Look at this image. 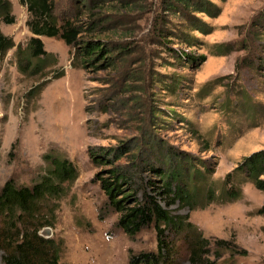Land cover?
I'll return each instance as SVG.
<instances>
[{"label":"rangeland","instance_id":"obj_1","mask_svg":"<svg viewBox=\"0 0 264 264\" xmlns=\"http://www.w3.org/2000/svg\"><path fill=\"white\" fill-rule=\"evenodd\" d=\"M78 1L55 0L59 23L70 19L79 34L75 46L42 36L53 54L44 69L22 71L16 47L0 56V190L8 179L37 182L49 152L67 157L78 177L41 204L50 222L41 231L51 229L66 264H131V255L157 251V231L124 232L99 177L123 168L125 200L135 188L155 190L157 168L181 165L198 200L170 208L210 240L206 257L264 264V190L238 177L243 159L264 150V0L216 1L218 13L191 21L165 13L160 0ZM10 2L14 22L0 18V28L25 51L29 12ZM88 41L104 54L81 55ZM231 176L240 180L236 200L221 197ZM172 238L177 264H191L185 235Z\"/></svg>","mask_w":264,"mask_h":264},{"label":"trees","instance_id":"obj_2","mask_svg":"<svg viewBox=\"0 0 264 264\" xmlns=\"http://www.w3.org/2000/svg\"><path fill=\"white\" fill-rule=\"evenodd\" d=\"M19 1L28 9L27 25L33 35L24 51L21 43L16 44L13 37L5 34L0 28V56L16 47V55L22 71L38 72L48 64V57H53V54L46 50L42 36L59 37L67 45L75 46L79 30L68 18H64L63 22L59 23L55 13V0ZM160 1L165 13H174L191 21L196 19L197 13L210 15L218 13L219 6L216 1L226 0ZM78 2L86 5L87 0ZM10 14V0H0V18L7 23H13L14 18ZM161 27L163 32H170ZM160 35L163 34L160 32ZM81 48L83 51L81 55L104 54L102 47L92 41H88ZM179 52L181 56L185 53ZM62 74L60 72L55 77ZM44 158L49 167L37 182L30 186L18 185L15 180L8 179L0 190V258L4 264H66L61 261L60 243L53 237L41 234L42 227L50 223L46 219L47 213L42 212L41 204L49 198L62 196L65 192V183L75 181L79 173L77 167L67 157L49 152ZM169 163L171 164L172 161ZM171 166L173 169L167 171L157 168L161 173V184L155 190L135 188L133 193H124L123 196H127L125 200L120 197L123 191L121 182L127 180L129 176L123 168L113 166L110 169L112 174L110 178L99 177L109 206L119 213L117 225L124 232L134 237L146 227L154 226L157 231V251L131 255L130 262L131 264H177L176 255L179 249L176 248L173 238L169 239V235L183 234L187 239L191 264H215L206 257L210 253V240L189 221L188 215L175 214L170 208L177 202L183 206L195 207L200 192L196 181L191 182L193 176L187 179V174L184 175V170L187 169L183 170L181 165ZM240 167L238 177L245 174L247 180L252 181L260 190H264V150L246 156ZM197 176L198 171H195L194 177ZM233 177H229L222 184L223 199L236 200L241 196L238 186L240 180L238 179L237 183L232 182ZM150 182L155 185L156 181L150 180ZM140 191L142 198L137 195ZM205 196L209 197L210 201L215 200V189L208 187ZM261 211L264 212V206Z\"/></svg>","mask_w":264,"mask_h":264},{"label":"water","instance_id":"obj_3","mask_svg":"<svg viewBox=\"0 0 264 264\" xmlns=\"http://www.w3.org/2000/svg\"><path fill=\"white\" fill-rule=\"evenodd\" d=\"M52 231L50 228H45V230L41 231V234H43L46 237H49L51 235Z\"/></svg>","mask_w":264,"mask_h":264}]
</instances>
